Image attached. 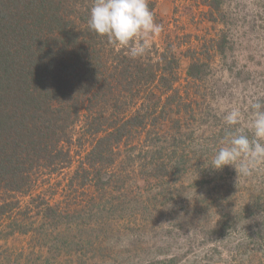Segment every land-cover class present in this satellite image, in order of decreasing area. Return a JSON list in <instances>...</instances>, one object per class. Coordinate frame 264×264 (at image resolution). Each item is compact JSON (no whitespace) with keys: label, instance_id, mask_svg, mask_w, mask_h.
<instances>
[{"label":"rangeland","instance_id":"374dc122","mask_svg":"<svg viewBox=\"0 0 264 264\" xmlns=\"http://www.w3.org/2000/svg\"><path fill=\"white\" fill-rule=\"evenodd\" d=\"M209 1L148 0L155 22L164 26L152 52L164 53L169 64L170 52L178 58L172 91L164 90L187 104L175 115L176 133L157 124L159 138L124 140L114 165L102 168L88 162L94 135L75 125L70 165L52 173L37 169L31 194L16 196L12 217L0 218V264L45 258L53 264H264V165L247 178L232 166L210 167L222 146L224 111L264 99V0H220L219 12ZM196 63L198 76L192 77ZM159 160L172 161V172L146 175ZM97 170L109 181L105 195L93 180L79 184L85 172L98 179ZM41 201L61 210L86 206L88 213L78 218L86 227L48 229ZM104 201L112 204L94 215ZM16 218L28 226L26 234L15 230ZM100 227L104 236H97ZM48 237L59 238L55 252L42 244Z\"/></svg>","mask_w":264,"mask_h":264},{"label":"trees","instance_id":"16d2710c","mask_svg":"<svg viewBox=\"0 0 264 264\" xmlns=\"http://www.w3.org/2000/svg\"><path fill=\"white\" fill-rule=\"evenodd\" d=\"M220 3L210 0L208 6L219 12ZM91 4L92 0H0V218L12 217L16 196L31 194L37 169L52 173L70 165L67 146L75 125L82 124L94 135L88 162L103 168L114 165L124 140H135L137 134L142 144L159 138L157 124L176 133L180 121L175 115L186 112L183 97L174 101V95L167 94L175 81L177 56L170 52L169 64L164 53L160 58L151 50L144 59H130L125 50L89 30ZM198 71V64H192L189 75L198 76ZM172 169V161L159 160L145 174L161 178ZM82 178L81 186L93 180L98 194L107 193L109 181L100 174L94 180L85 172ZM105 201L92 205L94 215L112 204ZM37 204L46 206L48 229L62 223L86 227L87 221H78L82 211L88 213L84 205L61 210L46 202ZM17 222L15 230L26 234L28 226L22 219ZM103 232L100 227L97 236ZM58 240L48 237L42 244L55 252ZM50 261L45 258L42 263L53 264Z\"/></svg>","mask_w":264,"mask_h":264},{"label":"clouds","instance_id":"9594fccd","mask_svg":"<svg viewBox=\"0 0 264 264\" xmlns=\"http://www.w3.org/2000/svg\"><path fill=\"white\" fill-rule=\"evenodd\" d=\"M88 28L130 59H144L164 30L155 22L148 0H92ZM226 125L221 147L210 167L232 166L240 177H251L264 165V99H250L243 109L233 105L223 114Z\"/></svg>","mask_w":264,"mask_h":264}]
</instances>
